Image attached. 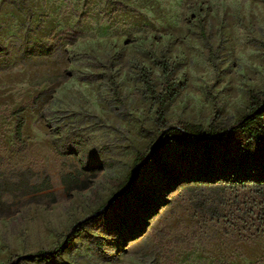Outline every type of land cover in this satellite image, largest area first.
<instances>
[{
	"label": "rangeland",
	"instance_id": "374dc122",
	"mask_svg": "<svg viewBox=\"0 0 264 264\" xmlns=\"http://www.w3.org/2000/svg\"><path fill=\"white\" fill-rule=\"evenodd\" d=\"M33 44L51 56H25ZM0 47V178L18 183L0 206V264H264V185L179 181L200 148L169 141L168 173L140 171L137 190L165 206L143 215L130 198L102 209L163 130L141 69L160 93L168 63L171 126L231 127L251 95L264 96V0H0ZM240 153L231 144L227 158ZM133 214L141 231L123 240ZM92 215L57 258H26Z\"/></svg>",
	"mask_w": 264,
	"mask_h": 264
},
{
	"label": "trees",
	"instance_id": "16d2710c",
	"mask_svg": "<svg viewBox=\"0 0 264 264\" xmlns=\"http://www.w3.org/2000/svg\"><path fill=\"white\" fill-rule=\"evenodd\" d=\"M4 49L0 47V53ZM51 49L42 44H33L30 49L24 52L25 56L49 57ZM158 66L162 71L163 89L160 93L156 92L146 69H141L138 80L143 86L145 93L157 104L155 115L156 125L163 128L158 139L152 145L148 152L138 153L134 159L132 169L128 174L125 182L117 194L104 206L116 210L124 205V202L133 198L134 203L140 207L142 214L148 215L154 211L152 204H168V200H154L150 195L141 193L137 190V182L142 168L148 165H155L162 173L167 174V170L160 162L161 154L167 143L173 141L181 148L194 149L200 148V164L187 180L182 182H225L233 186L244 184L264 185V96L262 94H253L250 97V110L247 115L241 118L231 127L212 126L204 129L200 125L185 124L171 126L168 125L164 116V107L175 95V84L170 81V67L167 62L160 61ZM46 81V80H42ZM116 94V92H114ZM22 110H18L21 113ZM23 119L18 117L15 122L13 141L16 145L25 149L26 142L22 137ZM237 144L240 149V155L235 158H227L229 145ZM222 150L217 162L213 160L214 149ZM1 160V157H0ZM178 179L170 178L167 186L171 188L176 184ZM18 183L9 182L0 178V206H5L3 200L5 195L14 191ZM96 219L92 215L73 225L68 234L65 236L63 243L55 248L37 252L26 256L27 259L47 263L57 258L63 250L82 233L87 225ZM143 219L141 215L132 217L130 227H127L126 236L121 235L123 240H133L141 231ZM101 246L100 242H97Z\"/></svg>",
	"mask_w": 264,
	"mask_h": 264
},
{
	"label": "water",
	"instance_id": "95a60500",
	"mask_svg": "<svg viewBox=\"0 0 264 264\" xmlns=\"http://www.w3.org/2000/svg\"><path fill=\"white\" fill-rule=\"evenodd\" d=\"M162 134V133H161Z\"/></svg>",
	"mask_w": 264,
	"mask_h": 264
}]
</instances>
